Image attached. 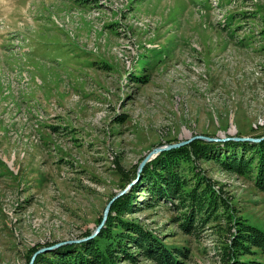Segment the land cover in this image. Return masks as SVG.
Listing matches in <instances>:
<instances>
[{"label": "rangeland", "instance_id": "1", "mask_svg": "<svg viewBox=\"0 0 264 264\" xmlns=\"http://www.w3.org/2000/svg\"><path fill=\"white\" fill-rule=\"evenodd\" d=\"M262 133L264 0H0V264L89 235L152 148ZM193 164L216 214L184 228L186 209L142 203L143 182L120 215L179 247L180 264H229L236 219L264 231V184L256 168ZM127 251L110 264H155Z\"/></svg>", "mask_w": 264, "mask_h": 264}, {"label": "trees", "instance_id": "2", "mask_svg": "<svg viewBox=\"0 0 264 264\" xmlns=\"http://www.w3.org/2000/svg\"><path fill=\"white\" fill-rule=\"evenodd\" d=\"M263 135L256 134L254 137ZM222 144L193 139L186 145L159 152L150 163L144 165L138 183H134L126 193L112 202L104 226L93 238L80 243L63 244L51 251L49 259L39 253L33 264H110L114 261V252L135 259L127 251L130 246L155 264H180L186 254L179 247L166 245L139 222L123 219L120 214L133 210L137 186L143 182L147 183V198L142 203L150 206L170 201L177 209H186L184 228L191 226L195 215L200 214L199 218L206 220L216 214L214 211L219 207L216 191L207 179L193 170L194 159L199 157L215 159L220 166L239 172H252L256 168L255 181L262 186L264 139L258 142L226 140ZM221 148V154L218 155ZM240 150L242 155H239ZM180 168H184L187 173L182 174ZM223 204L226 205L224 200ZM111 211L115 214L111 215ZM235 225L236 233L229 240L223 256L230 260L229 264H264L254 258H243L256 251L264 255V231L241 219H236Z\"/></svg>", "mask_w": 264, "mask_h": 264}, {"label": "water", "instance_id": "3", "mask_svg": "<svg viewBox=\"0 0 264 264\" xmlns=\"http://www.w3.org/2000/svg\"><path fill=\"white\" fill-rule=\"evenodd\" d=\"M232 139L234 140H244V141H253V142H258L262 139H264V135L261 136V137H251V136H238V137H231ZM193 139H201V140H206V141H221V140H226V139H230L229 137H226V138H218V137H209V136H206V135H194L192 137H189L188 139L186 140H182V141H179V142H175V143H167V144H164V145H160V146H156L154 148H152L148 153L147 155L140 161L139 165H138V168H137V174H136V178L134 180H132L124 189H122L120 192H118L116 195H114L108 202L107 204L105 205L104 209H103V212H102V217H101V220L99 222V224L94 228V230L87 236L85 237H81V238H75V239H68V240H63V241H60V242H56L52 245H48V246H45V247H41L39 248L32 256L31 260H30V263L29 264H32L33 263V260L35 258V256L39 253H43V252H47V251H50V250H54L56 249L57 247L63 245V244H69V243H80V242H83V241H86L88 239H91L93 238L98 232L99 230L104 226L105 222H106V219H107V216H108V213H109V210H110V206L112 204V202L119 196H121L122 194L126 193L128 191V189L132 186V184H134L136 182V180L139 178V174L143 168V166L145 165V163L152 159L153 157H155L159 152L161 151H164V150H168V149H171V148H177L179 146H182V145H186L188 144L190 141H192Z\"/></svg>", "mask_w": 264, "mask_h": 264}]
</instances>
